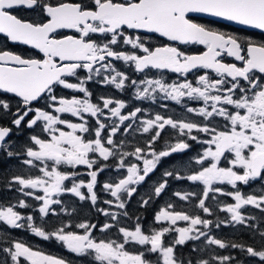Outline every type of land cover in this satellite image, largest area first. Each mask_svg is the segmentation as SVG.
<instances>
[{"label": "snow or ice", "instance_id": "obj_1", "mask_svg": "<svg viewBox=\"0 0 264 264\" xmlns=\"http://www.w3.org/2000/svg\"><path fill=\"white\" fill-rule=\"evenodd\" d=\"M20 8L40 19L20 18ZM190 14L264 32V0H0V37L39 54L0 48V152L17 159L26 173L6 180V190L24 198L0 206L4 229L27 228L44 241L59 242L80 264H244L218 251L227 249L264 264V216L242 211L251 207L264 214V41L242 40ZM143 33L204 50L189 54L172 43L153 47ZM165 73L176 79L168 82ZM92 83L132 95L94 100ZM161 100L181 106V117L149 113L133 103L151 101L167 110ZM165 135V146L157 148ZM21 136L26 139L18 146L13 137ZM193 145L200 150L189 155ZM170 157L177 163L141 195ZM106 172L113 176L101 182ZM170 180L191 182L193 190L171 194L191 208L170 200L151 225L129 210L137 196L146 210L167 192ZM241 186L257 190L246 193ZM101 192L108 198L101 199ZM64 195L88 202L104 220L74 222L77 208L66 206ZM218 195L234 202L218 201ZM212 202L227 219L208 218L214 215ZM29 208L43 224L20 211ZM61 213L68 219L46 230L45 218ZM222 225L245 226L256 243L219 238L213 229ZM189 244L185 255L181 249ZM0 264L68 262L3 231Z\"/></svg>", "mask_w": 264, "mask_h": 264}, {"label": "flooded vegetation", "instance_id": "obj_2", "mask_svg": "<svg viewBox=\"0 0 264 264\" xmlns=\"http://www.w3.org/2000/svg\"><path fill=\"white\" fill-rule=\"evenodd\" d=\"M15 14L18 15L20 18L26 19V20H39L40 19V17L35 12H33L32 10L25 9V8H20V9L15 10ZM190 15L193 18V20L197 23L204 24L205 26L211 27V28L216 29L218 31H222V32H226L228 34H233V35L239 36L242 40L251 39V40H254L256 42L264 41V32H261L260 30L240 28V27H237V26L232 25L230 23L223 22L222 20H219L218 18L206 16L203 14H190ZM62 33L63 34H69V35L74 34L71 30H62ZM142 35L146 38V42L153 47L161 46L163 44H170V43L175 44V42L167 41L166 38L159 37L158 34L143 33ZM175 46L179 47L182 51H185L189 54H198L204 50L203 46H201V45H179V44H175ZM5 47L10 51H13L17 54H20V55L26 56V57L39 55L36 50L30 48L27 45L13 43L11 41H7L3 37H0V48H5ZM226 60L228 62H232L231 58H226ZM158 75L159 74H157V76ZM164 75H165L166 80H168V82H171V80L176 79V76L174 74L165 73ZM189 79H191V76L189 77ZM89 87L94 92V100L97 96L104 95V94H112V95H116V96H119L120 98H124V99H129L130 96L132 95L131 92H129L127 95H125L123 93H118V92H116V90L111 89V88H102L95 83L90 84ZM72 94L73 93H71L70 90H58V95L70 96ZM41 103L43 104L45 102H41ZM133 103L135 104V106L147 108L149 113L161 112L162 114H166V115H174L177 118H180L181 114H182L181 106L176 105L175 102H173V101H163V100L159 101V103H164V104L168 105L167 110L160 108L159 104H153L151 101H133ZM189 103L192 106H199V104H196L195 102H189ZM67 118L73 119L75 121V118H72L70 116ZM168 138H169L168 135H165L164 139H162L157 144V148L164 147L165 146L164 140H167ZM25 139H26L25 136H21L19 138L13 137V140L15 141V143L18 146L21 143H23ZM143 139L144 138L140 137L139 135L136 136V140L142 141ZM193 149L194 150L192 152H190L189 155H195L196 152H198L200 150L198 145H193ZM184 159H187V157H184ZM4 160L7 161L6 173L4 174V176H6V180L8 178H10L11 175H13V174H26V173H23V167L19 164V161L17 159L8 158V157H6V155H4L2 152H0V168H4ZM176 163H177L176 158H174V157L167 158V162H165L162 167H159L157 172L155 173V175H153L151 177V179L148 181V183L140 189L141 195H143L147 191H149V187H150L152 181L157 180L165 168H168L169 170H171L172 165H175ZM32 171L35 172V170H32ZM80 171L83 173L86 170L81 168ZM2 174H3V172L0 171V185H3V183H2L3 177L1 176ZM112 176H113V173L106 172V173L102 174L99 179L101 182H103L106 179L112 178ZM173 182H175V185H173ZM176 185H178L179 187L176 188L175 187ZM190 185H191V182L171 181L170 180V187L168 188L167 192L162 196V198H158V199L154 200L155 203L153 201V203L150 206H152V207H154V205H156L157 207H158V205L163 206L166 202H168L170 200L175 202V199L176 200H178V199L171 195L172 192L178 191V190L179 191H184V190L189 191L188 186H190ZM225 187H227L228 190H231L230 186H225ZM241 190L247 193L250 191H256L257 187L254 186L253 188H249L247 186H241ZM7 192L9 195L15 191L13 190L12 192H9V191H7ZM38 194H42V193H38ZM99 195H100L101 199H107L108 198L107 195L102 193V192L99 193ZM18 196L21 197L19 193L16 194L14 197H12V195H10L11 202H9V203L14 204V202ZM2 197H3V194L0 193V198L3 199ZM21 198H24V197H21ZM139 198H140L139 196L134 197L132 202L130 203L129 210L131 212H134V211L138 212V211L143 210V209L139 208V206L137 204V200H139ZM25 199L27 202L33 204L34 206H38V204H39V202H36V201L32 200L31 198H25ZM61 199L63 200V202L66 206L77 208V213L74 214V222H77L81 219H91V220H93V222H95L97 219L101 222L104 220V217L98 216V214L95 212V209L91 208L90 204L88 202H80L76 198H74L70 195H64L61 197ZM217 200L221 201L223 203H233L234 202V201H232V199L230 197L219 196V195L217 196ZM99 206L105 207L103 204H100ZM53 207L57 208V210L59 211V206L54 205ZM213 207L216 210H219L218 208L215 207V205H213ZM20 211L22 213H24L25 215L33 214L34 217H36L35 222L38 225L43 224V221H41L39 219V213L35 212L33 208L20 209ZM242 211L245 214H253V215H256L258 217L264 216V214H261L259 212V210L251 208V207H247L245 209H242ZM220 213H221V219H227L228 218L227 213L221 212V211H220ZM59 222H60V220H59ZM59 222H58V224H59ZM48 224L50 225V223L48 221H47V224H44L45 229H47ZM259 226L264 227V220H261L259 222ZM224 227H225V229H224ZM0 228L3 229V231H7L8 236L11 239L21 240V241L31 245L34 249L40 250V251L44 252L45 254L53 255V256H56L59 258H63L68 262V264H80V258L77 257L75 254L70 253L59 242H56L54 240L44 241L42 238L34 236V234H32L27 228H25V229H4L3 225H0ZM217 230H218V232H221V233L227 232L228 236L234 235L233 238H235L237 234L243 233V235H245V234L252 233L250 229L246 228L243 225H235V226H232V225L223 226L222 225L221 228L217 229ZM96 235L98 238H102L100 233L97 232ZM48 244H49V246L54 248L55 252H47L46 251ZM240 256L242 257L240 260L244 261V264H257V262L254 258H248L241 252H240Z\"/></svg>", "mask_w": 264, "mask_h": 264}, {"label": "trees", "instance_id": "obj_3", "mask_svg": "<svg viewBox=\"0 0 264 264\" xmlns=\"http://www.w3.org/2000/svg\"><path fill=\"white\" fill-rule=\"evenodd\" d=\"M6 165H7V161L4 160V168H0V171L3 172V174L1 175L3 177L2 178L3 185H0V193L3 194V197H2L3 200L6 199L5 202L6 203H9V202H11L10 195H8V192L5 190L6 189L5 188L6 176H4V174L6 173ZM173 185H175V182H173ZM175 187L178 188L179 186L176 185ZM188 187H189V191L193 190V186L192 185H190ZM18 198H21V197L18 196L16 198V200H15L14 203L17 202ZM154 203H155V201H154ZM175 203H177L178 205H183V207H184L185 210L191 208V205H187L184 202H180V201H178L176 199H175ZM212 203H213V205H215V202H212ZM159 207H161V206H159V205H158V207L156 205H154V207L149 206L146 210L143 209L142 211H138V212L137 211H134V213H136L138 215H141L144 218V221L146 222V224L151 225V223H152V217H153L154 213L159 209ZM217 216L221 219V213H220V211L219 210H216L214 208V215L212 217H208V218L209 219L216 220ZM60 219L67 220L68 217L65 214H63V213L60 214V217L59 218L57 216H49V217H47L46 220L50 223V225L49 224L47 225V229L46 230H51L53 227L58 226V222H59ZM224 229H225V227H224ZM213 233L216 236H218L219 238L226 239V240L231 239V240H234V241H236L238 243H246V244L256 243L253 240V238H252V233L245 234V235H243V233L242 234H237L235 238H233L234 235L233 236L232 235L231 236H228V233L227 232L226 233H224V232L221 233V232H218L217 229H213ZM2 235L3 234L0 233V236H2ZM257 240H258V237H257ZM191 243L192 242H190V244ZM190 244L189 245H186L183 249H181V251L185 255H187V253L189 252ZM256 246H259V244L257 243ZM131 250H135V249H131ZM46 251L47 252H55L54 248L51 247V246H49V244L47 245V250ZM218 251H220L221 254H224V255H227V254L230 253V254L234 255L238 260H240L242 258L240 256V251L237 250V249H227V250H218Z\"/></svg>", "mask_w": 264, "mask_h": 264}, {"label": "rangeland", "instance_id": "obj_4", "mask_svg": "<svg viewBox=\"0 0 264 264\" xmlns=\"http://www.w3.org/2000/svg\"><path fill=\"white\" fill-rule=\"evenodd\" d=\"M16 194H18V193L17 192H13V193H11L9 195H12V197H14V195H16ZM5 200H3V199L0 198V206H6L7 203L5 202ZM180 224H181V226H183V222H180ZM0 230H3V229L0 228ZM0 233L3 234L2 231H0Z\"/></svg>", "mask_w": 264, "mask_h": 264}, {"label": "water", "instance_id": "obj_5", "mask_svg": "<svg viewBox=\"0 0 264 264\" xmlns=\"http://www.w3.org/2000/svg\"><path fill=\"white\" fill-rule=\"evenodd\" d=\"M218 19H219V20H222V19H220V18H218ZM222 21H223V22L230 23V24L235 25V26L240 27V28L252 29V28H247V27L242 26V25L235 24V23H233V22H229V21H225V20H222Z\"/></svg>", "mask_w": 264, "mask_h": 264}]
</instances>
